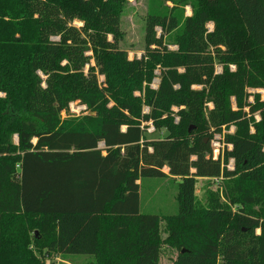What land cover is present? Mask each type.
<instances>
[{"label": "trees", "instance_id": "trees-1", "mask_svg": "<svg viewBox=\"0 0 264 264\" xmlns=\"http://www.w3.org/2000/svg\"><path fill=\"white\" fill-rule=\"evenodd\" d=\"M124 2L0 0V264H160L161 219L140 212V192L169 175L182 178L168 219L176 264H264V99L249 92L264 90V0H195L179 51L164 43L178 20L150 14L133 60L119 46ZM77 101L94 115L62 121ZM148 123L167 135L148 138ZM231 124L216 160L211 141ZM198 178H222L206 211Z\"/></svg>", "mask_w": 264, "mask_h": 264}, {"label": "rangeland", "instance_id": "rangeland-1", "mask_svg": "<svg viewBox=\"0 0 264 264\" xmlns=\"http://www.w3.org/2000/svg\"><path fill=\"white\" fill-rule=\"evenodd\" d=\"M195 0H125L123 10L120 16V43L121 49L128 53L130 60L135 58L141 59L145 51V41H146V24L150 14H160L162 16H167L169 18H176L179 22V26L165 33L164 43L167 49L170 51H179L180 46L177 43L178 37L182 34L183 27L187 18L192 17L194 14L193 5ZM74 25L80 27L81 22L75 21ZM209 32L214 31L215 22L211 21L208 23ZM158 36H162L164 30L162 27H157ZM112 39V36H110ZM92 55V52H89ZM92 65H95V61H92ZM232 66V65H231ZM223 67L221 64H216L217 68ZM236 67V66H235ZM162 63L156 65L154 71V79L150 84V88L157 90L161 82V73L163 70ZM231 70V68H230ZM236 70V69H235ZM234 70V71H235ZM183 72V69H180ZM232 71V70H231ZM220 74V73H217ZM100 82H103L105 77L99 76ZM146 86V85H145ZM201 87L195 86L194 89H200ZM249 92L255 93L259 92L262 94L264 99V90H253L250 89ZM135 96H142L139 91H136ZM250 101H254L251 97ZM235 100L233 99V104ZM208 108H213V104L209 103ZM234 109H237L234 106ZM145 113H148L150 109L146 106L143 107ZM176 110V109H175ZM86 115H94L90 113L86 105L80 102H73L70 105V109L67 112L61 114L62 121H78L82 120ZM257 121L260 120L258 113L255 114ZM179 120V118H177ZM74 121V122H75ZM148 129H152V123H148ZM236 131V125L231 124L229 128H223L224 138L225 134H233ZM167 135L165 130L157 132H149L147 130V136L150 139H163ZM215 136H220L216 133ZM213 137L211 141L212 147V157L214 159H220L225 154V149L227 144L222 141H218ZM15 144H19V136L15 134L12 138ZM208 142V139L206 140ZM224 150V154H223ZM230 165V160L227 166ZM233 167V166H232ZM166 173L169 172L168 168H165ZM182 178L167 176L164 178H146L142 181L141 192H140V212L142 214L157 215L160 217V230H161V257L160 264H176L178 262V257L180 255V250L172 244L169 239V218H174L179 213V192L180 183ZM141 184V183H140ZM221 193L223 195L222 178H198L196 185V198L197 204L200 210L206 211L208 205L212 198L213 193ZM225 201V199L223 200ZM226 202V201H225ZM233 212H237L236 206H231ZM260 232V230H258ZM35 233L32 231L30 233L32 241V250L35 252L36 256L39 258L40 254L35 249ZM56 257V256H55ZM49 259L48 257L42 258V262L45 264H95V259L92 256L87 255H57L58 260Z\"/></svg>", "mask_w": 264, "mask_h": 264}, {"label": "built area", "instance_id": "built-area-1", "mask_svg": "<svg viewBox=\"0 0 264 264\" xmlns=\"http://www.w3.org/2000/svg\"><path fill=\"white\" fill-rule=\"evenodd\" d=\"M230 68H231V70L232 71H234L235 69H236V67L234 66V65H232V66H230ZM218 70H217V73H222L223 72V67H218L217 68ZM148 131L149 132H154L155 131V128H154V126H152V129H148ZM215 136V135H214ZM215 139H217L219 142L220 141H222L223 140V137H222V135L220 134V136H215ZM227 146V148H228V150H231L232 149V145H230V144H227L226 145ZM223 154H224V150H223ZM224 156V155H223ZM233 166V167H232ZM227 168L229 169V170H234L235 169V164H234V160L233 159H230V165L229 166H227ZM49 259H54V257L53 258H50V256H47ZM59 258H57V256L55 257V260H58Z\"/></svg>", "mask_w": 264, "mask_h": 264}, {"label": "crops", "instance_id": "crops-1", "mask_svg": "<svg viewBox=\"0 0 264 264\" xmlns=\"http://www.w3.org/2000/svg\"><path fill=\"white\" fill-rule=\"evenodd\" d=\"M105 154V153H104ZM138 183H141V181H139Z\"/></svg>", "mask_w": 264, "mask_h": 264}]
</instances>
